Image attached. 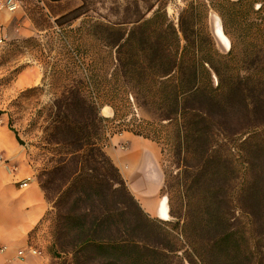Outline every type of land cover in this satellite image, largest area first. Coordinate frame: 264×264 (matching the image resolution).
Segmentation results:
<instances>
[{
	"label": "trees",
	"instance_id": "1",
	"mask_svg": "<svg viewBox=\"0 0 264 264\" xmlns=\"http://www.w3.org/2000/svg\"><path fill=\"white\" fill-rule=\"evenodd\" d=\"M210 11L220 18L228 52L205 23ZM143 18L129 21L138 24L119 43L102 38L118 47V73L134 89V122L117 132L154 140L151 132L165 131V150L184 174L178 187L173 174L165 177L176 219L165 223H186L191 252L179 253L172 234L156 226L162 220L147 217L144 239L138 226L124 223L125 202L134 198L102 142L101 109L110 106L116 118L118 107L107 99V79L86 75L62 94L53 128L56 143L76 156L54 202L53 256L60 264H264V0H191L177 23L165 8ZM239 135L246 137L239 142ZM238 153L247 170L242 187L235 185Z\"/></svg>",
	"mask_w": 264,
	"mask_h": 264
},
{
	"label": "rangeland",
	"instance_id": "2",
	"mask_svg": "<svg viewBox=\"0 0 264 264\" xmlns=\"http://www.w3.org/2000/svg\"><path fill=\"white\" fill-rule=\"evenodd\" d=\"M12 1L16 2V8H21L25 12L29 23L21 27L17 24L10 25L6 29L5 37L0 28L2 38L0 42V110L2 114L0 117L5 118L19 134L27 149V155L35 167L36 180L45 191L48 200L53 203V208L47 217L49 232L52 234L54 202L58 192L61 189L64 190L68 184L66 180L69 179L74 168L71 160L76 157L72 149L66 145L57 144L53 138V128L59 114V107L63 103L62 94L75 88L78 81L86 78V75L92 76L94 80L107 79L106 89L113 94L107 99L117 104L118 116L115 118L113 115L107 118L101 111V115L107 118L102 142L106 145L110 135L125 133L126 131L121 133L117 131L126 126L132 127L131 122H134L133 113L135 112L132 107L134 89L118 73V47L106 46L102 38H110V41L119 43L118 40L121 37L126 38L130 30L138 24L130 22L143 16L145 17L143 19L152 18L161 8H165L170 19L177 23L180 10L191 0ZM7 11H10L9 5L0 10V13ZM135 12L137 14H133ZM204 19L217 48L223 53L228 52L230 41L223 33L219 16L214 11H210ZM149 29L152 32L154 24H150ZM154 35V33L151 34V36ZM122 42L123 40L120 41ZM25 71L38 72L42 78L40 83L34 87L14 91L15 80ZM87 95L92 97L94 94L87 91ZM137 114L141 119L151 120V113L148 111L139 110ZM164 133L165 131L160 134L151 132L154 140L143 136L138 137L148 141L153 150L158 152L157 155L153 152V155L149 157L151 166L148 170L152 172L156 180L155 186L160 183L159 195L166 196L168 199L169 196L164 190L165 177L168 175L169 178L173 174L175 187H178L184 174L173 166L172 159L165 150L167 146ZM245 137L246 135H239V142ZM116 147L124 149L125 144L118 143ZM61 158L66 161L62 165V170L57 172L54 167ZM237 158L240 179H236L235 185L242 187L247 170L240 153ZM139 170H141L140 174L135 172L131 175L132 182H129L120 171L134 198V201L129 199L125 202L126 214L123 220L127 225L138 226L140 229L136 234L141 236L140 239H144L145 232L148 230L147 217L161 219L149 216L141 205V201L147 198H143L145 195L138 193L136 187L147 185L150 191L153 183L150 181L151 178L147 177L144 166ZM146 180H148L147 183ZM262 221L264 222L263 219ZM165 222L169 221L156 222V226L169 231L174 237L175 244L181 248L179 253L187 256L191 250L189 238L187 239L186 234L183 233L186 223L182 221L175 226ZM172 222H176V219L172 218ZM255 230L254 226L251 230V225L247 228L250 234H256ZM189 235L191 238L192 235ZM64 258L71 257L68 255ZM63 260L54 257L49 264H60Z\"/></svg>",
	"mask_w": 264,
	"mask_h": 264
},
{
	"label": "crops",
	"instance_id": "3",
	"mask_svg": "<svg viewBox=\"0 0 264 264\" xmlns=\"http://www.w3.org/2000/svg\"><path fill=\"white\" fill-rule=\"evenodd\" d=\"M25 15L21 8L1 12L0 28L3 36H6V29L12 24L18 27L27 25L29 19ZM41 79L38 72L25 71L15 80L13 90L34 87ZM101 111L107 118L114 115L110 106H104ZM118 143L125 144L124 149L116 147ZM104 150L129 182H132L131 175L135 172L140 174L139 169L144 166L153 188L149 191L147 185L136 187L138 193L147 198L141 201L142 207L153 218L172 221L168 199L159 195L160 183L155 186L156 180L149 171V157L153 152L158 154L151 144L125 132L110 135ZM27 154L25 145L18 141L8 121L0 117V248L5 247L0 250V264H49L54 260L47 218L53 203L37 182L35 167ZM23 183L27 185L21 186ZM30 248L39 253H32ZM21 250L25 253L23 260L18 257Z\"/></svg>",
	"mask_w": 264,
	"mask_h": 264
},
{
	"label": "built area",
	"instance_id": "4",
	"mask_svg": "<svg viewBox=\"0 0 264 264\" xmlns=\"http://www.w3.org/2000/svg\"><path fill=\"white\" fill-rule=\"evenodd\" d=\"M7 5H9L10 10H14L16 8V2H13L12 0H0V10H3L4 8H6ZM0 42H2L1 36H0ZM25 185H27V183H23L21 186H25ZM4 249L5 247L0 248L1 251ZM30 251L35 254L39 253L36 249H33V248H30ZM24 254L25 253L23 250L18 252V257L20 260H23Z\"/></svg>",
	"mask_w": 264,
	"mask_h": 264
},
{
	"label": "snow or ice",
	"instance_id": "5",
	"mask_svg": "<svg viewBox=\"0 0 264 264\" xmlns=\"http://www.w3.org/2000/svg\"><path fill=\"white\" fill-rule=\"evenodd\" d=\"M162 211H163V208H162Z\"/></svg>",
	"mask_w": 264,
	"mask_h": 264
}]
</instances>
